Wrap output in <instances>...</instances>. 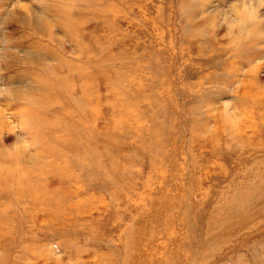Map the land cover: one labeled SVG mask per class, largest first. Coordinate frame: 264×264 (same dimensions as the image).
Masks as SVG:
<instances>
[{"label":"rangeland","instance_id":"rangeland-1","mask_svg":"<svg viewBox=\"0 0 264 264\" xmlns=\"http://www.w3.org/2000/svg\"><path fill=\"white\" fill-rule=\"evenodd\" d=\"M0 264H264V0H0Z\"/></svg>","mask_w":264,"mask_h":264}]
</instances>
